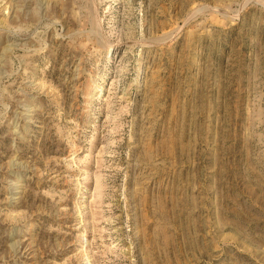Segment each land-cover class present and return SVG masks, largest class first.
<instances>
[{
    "label": "rangeland",
    "instance_id": "1",
    "mask_svg": "<svg viewBox=\"0 0 264 264\" xmlns=\"http://www.w3.org/2000/svg\"><path fill=\"white\" fill-rule=\"evenodd\" d=\"M0 264H264V0H0Z\"/></svg>",
    "mask_w": 264,
    "mask_h": 264
}]
</instances>
